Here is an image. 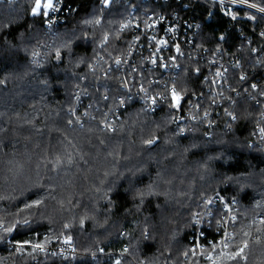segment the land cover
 Instances as JSON below:
<instances>
[{
	"label": "trees",
	"instance_id": "trees-1",
	"mask_svg": "<svg viewBox=\"0 0 264 264\" xmlns=\"http://www.w3.org/2000/svg\"><path fill=\"white\" fill-rule=\"evenodd\" d=\"M249 1L264 7V0ZM67 5L60 25L49 34L50 13L33 15L35 0H0V221H31L9 234L0 230V264H115L119 254L121 264H212L183 253L193 249L192 217L199 202L216 192L236 199L238 220L228 251L235 250L243 229L251 233L248 260L237 264H264V138L259 133L264 127V96L259 94L264 91V38L259 33L264 15L252 13L255 19L238 23L241 30L218 13L203 20L193 47L202 54L187 59L178 79L177 90L188 102L178 111L151 113L134 98H120L115 71L103 76L130 43L129 30L121 29L130 4L67 0ZM196 10L204 19L208 7L198 4ZM220 47L241 57L248 78L228 74L229 85L215 97L216 122L209 130L210 117L201 119L199 113L190 122L185 111L190 102L203 101L193 95L205 92L210 59ZM78 90L83 92L80 101ZM213 99L206 95L205 105ZM112 107L122 113L113 122L115 132L98 119ZM90 112L94 118L85 115ZM180 128L185 131L179 133ZM148 139L158 142L149 147L144 144ZM149 186L155 194L141 204L137 192ZM36 199L44 205L20 211ZM215 212L216 220L223 217L220 207ZM57 236L71 237L77 253L60 258L31 246L22 252L9 248L10 242Z\"/></svg>",
	"mask_w": 264,
	"mask_h": 264
},
{
	"label": "built area",
	"instance_id": "built-area-1",
	"mask_svg": "<svg viewBox=\"0 0 264 264\" xmlns=\"http://www.w3.org/2000/svg\"><path fill=\"white\" fill-rule=\"evenodd\" d=\"M2 2L12 1V0H1ZM125 2L132 6L130 14L127 18L121 23V29L129 30L130 32V43L122 55L113 59V63L109 66V69L103 72V76L109 71H115L120 79V88L123 92L122 97L126 99H136L140 105L148 112H156L159 110L167 109L168 100L159 103L155 107V111L149 109V105L145 102V94L140 92V86L143 84L145 88L148 89V93L152 96H155L157 93L165 94V85L171 86L175 85L178 88V79L180 72L183 66L186 64L188 58H199L202 51L197 50L200 48H193L200 38V30L202 27V21H209L213 14L218 13L226 17L231 21L232 25L241 30V25L239 22L246 20H252V13H259L257 8L249 7L253 2L247 0L246 3L237 0L236 3H232V0H119ZM173 1V2H172ZM198 4H205L208 7V12L203 19L200 17V14L196 10ZM260 7V6H259ZM57 10L55 12H50L49 18L46 22L47 31L50 33L55 32L54 30L60 25V22L69 9L67 5V0H59L56 4ZM231 13L236 17L232 18ZM122 25H128V27L123 28ZM151 25V27H149ZM238 30V31H239ZM261 33L264 31L259 32ZM199 34V36H198ZM155 36L156 40L164 39L168 41V46L163 47L162 51L157 53V56L162 57V60H158L156 65H153L149 62V58L153 56V53L156 52V48L159 47L156 41L152 40V37ZM175 45L180 46L181 52L183 55H179L175 51ZM220 51L215 50L210 59L209 73L206 75V84L204 86L205 92L203 94H195L193 98L196 100L199 97L203 98L201 104H199V109L194 107L198 102H190L188 108L185 111V114L190 122L196 120L191 119L192 116L203 115L204 111H208L210 115L208 117L205 127L211 129L216 121L212 120V116L215 112V109L218 107V102L211 106H206L204 102V97L210 95L215 99L219 96L217 93L223 92V86L225 84L229 85L226 78L228 74L231 73L235 78H240V76H245L248 78L246 71V65L244 64L241 57H237L233 54L232 51H229L223 47L219 48ZM175 56L176 60L172 61L169 57ZM121 59V63L117 65L115 60ZM215 61V63H213ZM167 63L168 67H161L160 64ZM179 65V67H177ZM107 66V67H108ZM216 71H223L225 73L224 77L217 78L215 77ZM216 79L218 81H223L221 86L220 83L212 84L211 80ZM245 79V80H246ZM125 83L127 87H125ZM77 94V100H81L83 92ZM216 100V99H215ZM212 101V100H211ZM217 101V100H216ZM124 108V104L122 105ZM94 118L92 112L87 114V118ZM99 121L111 122L112 127L114 128L113 122H117L122 119V113L119 108H109L107 112L105 111L98 118ZM207 136L211 137L212 133L207 132ZM207 199H213L214 203L205 207H201L198 213L201 214L200 224H195V227L192 229L193 235H191L190 241L192 247L197 250L198 257H204L207 259V256L202 253L212 252V245L219 244V242L224 238V233L231 232L235 234L233 230L234 223L231 222L230 217L235 215L236 203L232 204V201L236 199L233 198L231 194L224 195L221 192H216ZM206 199V200H207ZM230 204L232 207V212L229 213L224 208V204ZM202 205V206H203ZM220 207L223 213V218L227 223L221 227L216 224V212L215 209ZM208 213H211L209 215ZM221 219V218H220ZM219 219V220H220ZM206 229H211L215 233V237L209 236ZM204 235H201V233ZM38 236V234H37ZM43 237H46L44 235ZM64 237H51L47 241L43 242H31L32 245L43 244L44 250L40 251L35 249L38 252L58 256L60 258H67L77 253V246L72 241L70 243H65ZM233 241V240H232ZM231 241V243H232ZM19 245V244H18ZM18 245L10 242L9 248L15 250L18 248ZM103 250L100 249V252ZM228 251V249H226ZM219 254V249L216 253H213V257ZM116 260L121 261V256H117ZM208 260V259H207Z\"/></svg>",
	"mask_w": 264,
	"mask_h": 264
},
{
	"label": "snow or ice",
	"instance_id": "snow-or-ice-1",
	"mask_svg": "<svg viewBox=\"0 0 264 264\" xmlns=\"http://www.w3.org/2000/svg\"><path fill=\"white\" fill-rule=\"evenodd\" d=\"M59 2V0H35V6L32 8V14L33 15H44V16H48L50 12H55L57 10L56 8V4ZM108 2V0H106V3ZM223 2V0H221V3ZM237 0H232V3H236ZM241 2L246 3L247 0H241ZM249 7L252 8H257L258 11H260L261 13H264V7H259L256 4H250ZM229 15H232L230 12L228 13ZM233 19H236V17L234 15H232ZM250 19H255V17H250ZM100 21L97 20L96 23H99ZM123 28L128 27V25H122ZM149 27H151V25H149ZM262 36H264V33H261ZM220 40H225L224 36H220L219 37ZM105 40H107V37H105ZM152 40L156 41L157 45H159V47L156 48V52L153 53V56L149 58V62L153 65H156L158 63V60H162V57L157 56V53L162 51L163 47H167L168 46V41L164 40V39H160V40H156V37L153 36ZM175 51L179 54V55H183V52H181L180 50V46L179 45H175ZM217 51H220V49H217ZM253 51H255V49H253ZM33 55H37L36 53H34ZM56 58L60 59V52L57 50L56 52ZM170 60L175 61L176 57L172 56L169 57ZM121 59L117 58L115 60V63L117 65H119L121 63ZM213 63H215V61H213ZM161 67L167 68L168 64L167 63H162L160 64ZM177 67H179V65H177ZM194 72L199 73L200 69L199 68H194L193 70ZM225 73L223 71H216L215 72V77L220 78V77H224ZM241 80H245L246 77L245 76H240ZM210 83L212 84H217L220 83L221 86L223 84V81H218L216 79H213L210 81ZM125 87H127V84L125 83L124 85ZM251 87L253 89L257 88V85L253 84L251 85ZM165 94H161V93H157L155 96H152L148 93V89L145 88L143 86V84H141L139 91L143 92L145 94V102L149 105V109L152 111H155V107L159 104L162 103L165 100H168V107L174 110H180L182 103H187V98L186 95L181 94V92H179L177 90V88L175 87V85H165ZM218 95H222V93H217ZM260 95L264 96V91H261L259 93ZM105 99H108V97H105ZM252 99H255V97H252ZM118 103L120 105H123L125 103V101L123 99H120L118 101ZM212 103L215 104L217 103V101L215 99L212 100ZM257 103H259V101H257ZM194 107H196L197 109H199V104L194 105ZM85 115H87V113H85ZM210 115V113L208 111H204L203 112V118H206ZM227 115L232 119V120H236L237 117L235 115H233V113L228 112ZM262 118H264V113H262ZM172 119H175L177 122L181 119V117H173ZM191 119L196 120L197 117L196 116H192ZM77 122H79V117H76ZM69 123H72V121H69ZM103 127L105 130L109 131V132H115L116 129L112 127L111 122H103ZM185 130L183 128L179 129V133H183ZM259 133L261 134V137L264 138V127H260L259 128ZM155 143H157L156 139H148L146 141H144V144L151 147L152 145H154ZM69 164L72 163L71 159H69L67 161ZM57 165H61L63 163V161L59 160V158L56 161ZM155 192L154 190L151 188V186H149V189L147 192L144 191H138L137 195L140 198V203L143 204L144 202V198L145 196L148 195H154ZM214 203L213 199H207L206 203H205V207H207L208 205H211ZM236 203L235 200L232 201V204ZM44 205V200L42 199H36L33 200L31 203H25L24 207L22 209H20L21 212L24 211H28V210H32V209H36V208H40L41 206ZM259 207V205H258ZM224 208L227 210V212L231 213L232 212V207L230 204L225 203L224 204ZM209 215H211V213H208ZM201 214L200 213H196L193 215L192 217V223L193 224H200L201 223V219H200ZM230 220L232 223L237 222L238 217L233 215L230 217ZM216 224L218 226L223 227L227 221L221 217L220 220L215 221ZM29 223H31V221L27 218L23 219V220H19V221H15L14 223H11L10 225H6L3 221H0V230H2L5 234H9L12 233L13 231H15L17 229V226L22 225V226H26ZM81 223H83V221H81ZM261 224H264V218H262L260 220ZM65 228H68L69 225L65 224L64 225ZM257 231H260L259 229ZM201 235H204V233L202 232ZM239 235L241 236V239L239 241V244L237 245V247L235 248L234 251H226V249H229L231 247V241L235 238V235L231 232H226L224 233V238L219 242V244H213L212 247V252L209 253H202L205 254L207 256V259L209 261L212 262V264H218V262H220L221 260H227V261H231L233 262V264H237V262H247L248 260V256L245 255L246 250L249 248V240L247 239V237H249L251 235L250 232L248 231H244L243 229L240 230ZM148 236L147 234H145V239H147ZM0 239H3V237H0ZM71 242V237H67L65 239V243H70ZM261 241L259 238L256 239L255 243L259 244ZM25 246H31L34 249H38L40 251L44 250V245L43 244H35L32 245L31 241H23L20 242L18 245V251H21L24 249ZM219 249V254L217 256H215V258L213 257V253H216L217 250ZM124 252H127L128 249L125 248L123 249ZM192 253V255H196L197 254V250L195 248L193 249H189L187 252H184L183 255L184 256H188L189 253ZM115 264H121L120 260H116Z\"/></svg>",
	"mask_w": 264,
	"mask_h": 264
},
{
	"label": "rangeland",
	"instance_id": "rangeland-1",
	"mask_svg": "<svg viewBox=\"0 0 264 264\" xmlns=\"http://www.w3.org/2000/svg\"><path fill=\"white\" fill-rule=\"evenodd\" d=\"M105 1V0H104ZM110 0H108V2H109ZM108 2L106 3V1H105V4H108ZM110 3V2H109ZM131 9H132V6H129V8H127V9H125L124 10V13H125V16H128L129 14H130V11H131ZM117 76H119L118 74H117ZM107 77V76H106ZM105 77V78H106ZM208 197H210V196H208ZM208 197H205V198H203V200L201 201V202H199L200 203V205H201V207H204V203H205V201H206V199L208 198ZM203 205V206H202ZM37 232H35V234H36ZM34 235V234H33Z\"/></svg>",
	"mask_w": 264,
	"mask_h": 264
},
{
	"label": "water",
	"instance_id": "water-1",
	"mask_svg": "<svg viewBox=\"0 0 264 264\" xmlns=\"http://www.w3.org/2000/svg\"><path fill=\"white\" fill-rule=\"evenodd\" d=\"M156 141L158 142V139H156ZM156 144V143H155Z\"/></svg>",
	"mask_w": 264,
	"mask_h": 264
},
{
	"label": "crops",
	"instance_id": "crops-1",
	"mask_svg": "<svg viewBox=\"0 0 264 264\" xmlns=\"http://www.w3.org/2000/svg\"><path fill=\"white\" fill-rule=\"evenodd\" d=\"M105 1H106V0H105ZM110 1H111V0H110ZM110 1H109V2H110ZM109 2H108V3H109Z\"/></svg>",
	"mask_w": 264,
	"mask_h": 264
}]
</instances>
